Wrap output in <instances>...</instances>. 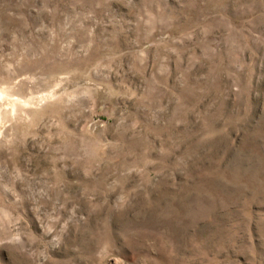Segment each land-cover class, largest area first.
<instances>
[{
    "label": "rangeland",
    "instance_id": "obj_1",
    "mask_svg": "<svg viewBox=\"0 0 264 264\" xmlns=\"http://www.w3.org/2000/svg\"><path fill=\"white\" fill-rule=\"evenodd\" d=\"M0 264H264V0H0Z\"/></svg>",
    "mask_w": 264,
    "mask_h": 264
}]
</instances>
